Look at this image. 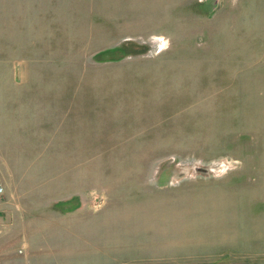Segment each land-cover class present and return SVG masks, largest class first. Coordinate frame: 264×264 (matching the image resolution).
<instances>
[{
    "label": "rangeland",
    "instance_id": "obj_1",
    "mask_svg": "<svg viewBox=\"0 0 264 264\" xmlns=\"http://www.w3.org/2000/svg\"><path fill=\"white\" fill-rule=\"evenodd\" d=\"M71 1L0 0V69L11 62L19 74L23 58H58L60 43L43 50L38 40L55 33L59 40L52 22L72 6V101L88 102L72 117L103 130L108 142L130 130L156 142L72 145V207L264 204V0ZM170 57L189 59L182 63L189 74L156 82L150 73L163 72L156 61ZM180 86L198 92L165 108L172 98L157 94ZM13 220H0L3 256L24 253Z\"/></svg>",
    "mask_w": 264,
    "mask_h": 264
},
{
    "label": "crops",
    "instance_id": "obj_2",
    "mask_svg": "<svg viewBox=\"0 0 264 264\" xmlns=\"http://www.w3.org/2000/svg\"><path fill=\"white\" fill-rule=\"evenodd\" d=\"M60 12L58 24L52 22L59 40L56 33L38 40L43 50L60 43L58 58H23L19 74L13 73L11 62L0 69V220L8 214L16 218L8 225L17 227L24 249L22 256H3L7 243L0 241V263L264 264L262 203L83 200L72 207V145L151 147L156 142L152 133L133 137L134 130L108 142L103 130L72 117L83 115L88 102L78 106L72 101V6ZM171 54L177 57L179 52ZM175 57L156 61L163 66L162 73H150L158 76L156 82L159 76L173 81L174 76L189 74L182 63L190 60ZM191 62L198 65L197 59ZM167 83L160 87L166 89ZM164 89L157 95L172 98L163 102L165 108L198 92L181 86ZM145 151L148 158L153 153ZM13 238L17 236L8 240Z\"/></svg>",
    "mask_w": 264,
    "mask_h": 264
},
{
    "label": "built area",
    "instance_id": "obj_3",
    "mask_svg": "<svg viewBox=\"0 0 264 264\" xmlns=\"http://www.w3.org/2000/svg\"><path fill=\"white\" fill-rule=\"evenodd\" d=\"M3 194H4V187L0 183V198L3 196Z\"/></svg>",
    "mask_w": 264,
    "mask_h": 264
}]
</instances>
